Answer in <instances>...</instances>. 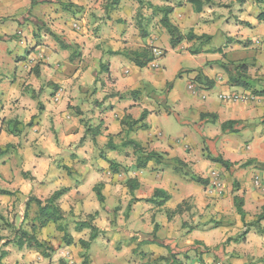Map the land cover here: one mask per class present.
Here are the masks:
<instances>
[{
	"label": "crops",
	"instance_id": "1",
	"mask_svg": "<svg viewBox=\"0 0 264 264\" xmlns=\"http://www.w3.org/2000/svg\"><path fill=\"white\" fill-rule=\"evenodd\" d=\"M36 1L31 4V0H0V147L11 145L9 148L13 150H7L0 157V189L11 192L10 195L0 194V197H22L26 201L29 196H35L43 200L54 191L67 188L58 199L63 211L86 215L96 212L92 224L99 233L97 231V237L90 242V264H140L135 259L136 254H151L156 259L167 255L168 249L175 258L179 253L187 256L188 252L192 253V249H197V241L212 247L207 264H222L225 259H229L230 264H248L252 254L243 256L234 248L237 237L223 248L213 250V247L220 245L227 234L224 229L229 227L230 222L225 219V210H236L235 195L242 197L245 213L250 205L254 208L264 205V181L261 180V175L264 179V169L260 174L254 168L250 170L254 165L239 167L247 159L252 160V164L264 163V136L258 137L246 153L236 143H227L230 139L222 134L217 140L219 155L237 163L227 170L208 159V154L203 156L205 144L202 145L200 139L191 132H185L184 142L181 138L177 139V142L180 140L177 144H163L149 133V119L171 111L195 119H199L201 113H213L219 120V127H209L207 135H204L213 139L220 135L222 122L261 118L255 114L256 111H245L246 105H249L245 101L232 98L243 91L242 88L232 86L225 75H211V70L204 65L211 59L209 55L234 51L235 48H231L234 41L249 37L256 42V32H262V28L264 30V21L257 20L264 6L255 0H234L232 4L228 3L230 18H220L221 7L212 5V2L217 3L219 0H210L200 12L187 0H145V3L143 0H114L112 4H104L106 10L95 4L93 7L97 9L89 12L98 17L88 15L87 19L92 20L91 23L96 20L94 26L99 29V35L90 39V34L85 35V32L78 38L64 36L61 38L63 40H55L37 26L48 24L50 14L51 17H55V14L64 16L51 9L63 0ZM70 2L85 6L89 1ZM141 6L147 12L143 14V22H137L138 28L133 22L135 17L132 10ZM156 7L172 8L169 20L181 33L193 30L196 34H209L212 39L223 41L227 47H217L213 53L214 50L203 49L204 46L194 54L188 50L193 40H184L182 42L185 45L181 42L171 47L165 28L160 23H152L154 15L161 13ZM21 9L27 10V13L19 14ZM214 10L218 12H215L216 17L213 19L214 15L208 14L212 12L207 11ZM17 13L19 27L16 26V29L20 35L17 42L26 48V52L15 55L6 45L7 41H4L9 33L3 27L7 25L6 17H13ZM209 15V20L200 18ZM72 26L79 28L76 22ZM226 41L231 43L226 44ZM162 44L170 46V50L173 49L180 58L190 61V68L185 71L180 67L175 68L171 77L167 78L164 73L166 70H161L157 63L161 57L166 58L169 51ZM65 45L69 47L64 48ZM144 48H151L158 55L153 54L154 59L143 69L124 56V52ZM215 59L219 60L217 57ZM128 63L135 65L133 73ZM198 72L213 83L204 86V79L198 83L195 79ZM106 76L111 80L108 81ZM168 83L170 87L166 95L161 96ZM224 95L228 97L222 98ZM39 103L42 105L40 112L37 109ZM143 111H146L143 122L148 125L147 128L133 131L123 129L121 121L126 116L136 120ZM33 116L32 125L27 126ZM210 120L211 117L206 116L199 123ZM11 121L18 123L16 130L20 132L17 135L11 133ZM262 123L260 128L264 131ZM88 127L97 129L95 133L91 130L86 132ZM161 134L158 133L159 136ZM129 139L141 143L148 150L178 157L194 174L206 179L207 184L195 183L171 168L150 172L154 176L144 174L147 169L135 168V155L131 145L126 143ZM211 143L209 141L206 146L210 148ZM107 160L124 166L127 171L112 173ZM153 164L154 161L149 162L147 168ZM22 172L29 174L32 179L24 177ZM131 177H135L138 182V187L133 191L126 187V181ZM234 180L238 182L235 186L237 190L233 188ZM100 184L103 202H99L94 190ZM259 184L262 186L259 187ZM255 186L259 187L258 191L253 189ZM155 188L163 189L170 195L162 206H156L149 199ZM185 201L189 205L181 209L180 213L168 215V211ZM23 207L24 203L21 205ZM32 213L29 223L34 218L35 210ZM209 213L214 215V219L201 218L200 221L205 224L203 229L214 231L199 233L198 227L193 228L197 226L198 216ZM19 214L18 225L23 218V213ZM111 214L120 215L115 219V215ZM213 220L220 222L215 225ZM155 224L157 230L153 233ZM22 225L28 228L27 222ZM182 225L186 228H182ZM108 230L120 239L116 250L106 242L100 245ZM77 232H80L79 239L88 241L89 229L83 228ZM214 235H217L216 239H213ZM172 239L176 241L172 242ZM259 240L264 245V237H259ZM4 241L0 240L2 243ZM14 246L13 242L5 245L2 251L7 253L0 258L3 264H8L11 257L21 258L23 251H26L25 246H16V249ZM16 251L20 253L19 257L15 255ZM27 251L29 254L34 252ZM62 252L68 254H59L63 263H80L81 259L78 256L75 258L70 250L63 249ZM261 255H264V246ZM33 257L31 254L25 255L26 261L23 262L29 263Z\"/></svg>",
	"mask_w": 264,
	"mask_h": 264
},
{
	"label": "rangeland",
	"instance_id": "2",
	"mask_svg": "<svg viewBox=\"0 0 264 264\" xmlns=\"http://www.w3.org/2000/svg\"><path fill=\"white\" fill-rule=\"evenodd\" d=\"M68 1L70 2V0H63V3H67ZM88 1L89 2L85 6L76 5L70 2V3H67L68 5H70L68 8L66 7L63 8L61 4H58L55 7H51L52 10H56L58 11V13H61L64 16L55 14V17H51V14L49 13L50 15L48 19V24L43 23V25L40 24V26H37V27L39 28V30L49 34L55 40H58V39L63 40L61 38L64 36H72V37L78 38L79 35L82 36L84 35L85 32H86L85 35L90 34V39L91 37H95L96 35H99V32H100L99 29H97V27L94 26V23L96 22V20L91 23L92 20L87 19L88 15L89 16L93 15L96 18L98 17L95 15V13H89V12L92 9H95V8L97 9V7H93V5L95 4L98 5V8L101 7V9L106 10L107 7H104V4L105 3L109 4L111 2H114V0H101V1L100 0H88ZM233 1L234 0H223V1L219 0L217 3L212 2V5L221 7L219 9V11L221 12L219 14L220 18L222 17L230 18L231 15L227 11V8L229 7L228 3L232 4ZM143 2L145 3L146 1L143 0ZM90 3L92 5L90 7H87L88 4ZM237 3H241V2H237ZM132 12H133L132 15L135 17L133 18L134 19L133 22L135 23V26L137 25V27L140 28L137 22L139 23L143 22V14H145V12L147 11L145 10L144 7L141 6L138 9H135V10L133 9ZM154 12L155 10H153V14ZM207 12H212L208 14L214 15L213 16V19H214V17H216L215 12H218V11L214 10V11H207ZM20 13L21 14L27 13V10L21 9L19 14ZM51 13H53V11H51ZM19 14L17 13L13 17L12 16L6 17L7 25L3 27V28H6V32L9 33V37L4 41H7L6 45L10 47V49L12 50V53L15 55L25 54L26 52V48L17 42L18 37L20 35L17 34L16 26L19 27V24L17 23L16 19L19 18ZM86 14L87 16H84ZM161 15H162V12L155 14L154 17L152 18V23L156 22V25L160 23V21L158 20L160 19ZM200 18L202 20H209L210 15L201 16ZM153 19L155 20L153 21ZM74 22L79 24V28L72 26ZM0 23H1V19H0ZM261 31L262 32H256L257 33L256 37H258L256 42L253 41V39L249 37L246 39L234 41L233 45L231 46V48L232 47L235 48L234 51L226 53V54L209 55L211 59L208 60L204 66L208 67L211 70L209 71V73L211 72L210 73L211 75L215 74V76H218V75L227 76L226 71L223 70V68L219 66L218 62L223 61L225 63L230 62L232 64L237 63V62H245L248 65V68H249L248 73L250 76L259 77V78L263 77L264 76V67H262V65L264 66V30L263 28L261 29ZM50 32L54 33L56 37L52 36ZM56 32H58L60 35L57 34ZM227 43H231V42L226 41V44ZM161 46L169 50L166 54V58L161 57L157 61V63L159 64V68L161 70H166L164 71V73L167 78L171 77L175 68L180 67L184 71L190 68V65H192V63L186 59L180 58L176 53H174L173 49L170 50L172 47L171 45H170L171 47L167 46L166 44H162ZM221 46L224 48L227 47L223 45V41H219L217 38H213L208 43L200 45V46H198L197 43L193 42L192 45L189 46L188 50L191 53V50L193 49L195 50L198 49L199 51H201V49L204 47L203 49H206V50L212 49L214 50L213 53H215V51L217 50V47H219L220 49ZM72 48L73 49L76 48L74 44H72ZM216 57L219 58V60L215 59ZM128 66L131 68V73H133L136 70L134 64L128 63ZM138 68L143 69L145 67H138ZM106 78L108 81L111 80V78H108L107 76ZM203 85L209 86V84L206 82H203ZM168 86H169V83L166 85L165 89H167ZM166 91L167 90H165L164 93L161 94V96L166 95ZM215 91L216 90H214V92ZM31 95L34 98V94L31 93ZM232 98L234 100L238 99L240 100V102L245 101L246 104H249V105H246L245 111H250V110H252L253 112L256 111L255 114H257V116H261V118H264V97L262 99L257 98V97L252 96L250 92L241 91L233 95ZM37 109H38V106H37ZM159 116L161 117L154 116L149 119V126H150L149 133L150 134H154L158 138V140H160L163 144L167 145L168 143L177 144L180 141L178 140L177 142V139H181V138H183L182 140L184 142L185 132H191L200 139V141L202 142V145L205 144L204 150H202L204 152L203 156H207L206 154L208 155L210 154V156L219 155L218 149H217V140L222 134L226 135V137L230 139L229 141H227V143H231V144L236 143V145L239 148L244 149L246 153L250 151V150H247L248 147L253 146V142L258 137L264 136V131H261V128H260L261 125L263 124L262 123L263 121L260 120L261 119L260 117L257 118L256 120H252V119L251 120H241L242 121L241 124L243 125V127L239 128L237 131L222 132L221 129L219 128L221 131L220 135L217 136V138L214 137L213 139H211L209 136L204 137L203 134L207 135L206 130H208V128L211 126H214V128L219 127V120L206 121V123L200 124L198 118L195 119L192 116H187L184 113L181 114L177 111H174V112L171 111L169 114H166V115L161 114ZM1 119L2 118L0 117V121ZM32 123L33 121L31 122L30 125H32ZM158 133H162V134L159 136ZM209 141L212 142L210 144V148L206 146L208 145ZM8 150L13 151L12 148H9ZM211 150L214 151L213 154L211 153ZM246 161H242L239 167L243 168V167H247L250 165H254L250 167V170L254 168L256 169V171H260V174H261L262 169H264V163L252 164L253 163L252 162L251 164L248 165V164H245ZM167 168L168 167H165L162 164L157 165L154 163L153 165H150L148 168H146L149 172L146 171L144 174H149V175L154 176V173H150V172L167 169ZM183 172L185 171L184 170L179 171V173L182 176H187L186 173H183ZM22 175L26 178L28 177L29 179H32V177L28 176L29 174L27 175L24 172H22ZM261 180L264 181L262 175H261ZM234 181L238 185V182L236 180ZM235 186L236 185H233V188H235L234 190H237ZM261 186L262 185L259 184V187ZM259 187L255 186L253 189L255 191H258ZM44 200L45 199L41 201H44ZM24 201L25 199L22 197L20 198L0 197V236H2L4 240H8L7 242H9L10 238L12 237L13 228L18 226V222L20 219V217L18 216H20L19 212L21 214L23 213L24 207L22 209L21 205L24 203ZM188 205H189V202H186V201L183 202L181 205V209H184ZM31 207H32V210L29 211L30 216L33 215L32 212L33 210L36 209L35 205H32ZM225 211L227 213L225 219L227 220V222H230L229 227H227V229H224V232L227 234L224 236V241L220 245L213 247V250H218L220 248H223L225 244L227 243L229 244L231 240L237 237L238 240L234 242L235 243L234 248L243 256L249 253L252 254L250 258V262L248 264H264V255L263 256L261 255L262 247L264 245H263V242L259 240V237L260 238L264 237V226L261 225V224H264V219L259 222L258 226L252 225L253 223L255 224L257 222L256 218H257V215L261 212V208H259L258 206L254 208L250 205L247 208V211L243 219L240 217L238 212L234 209L232 210L230 208V210L227 209ZM65 213H66V217L60 221V224L65 228L64 231H60L56 227V225L53 223H49L48 225L44 226L42 229L40 228L36 231V236L40 241L44 242L45 247H46L45 250L48 254H50V259L44 258L43 256L40 255L39 251L34 250V252L33 251L30 252V254L34 256L33 260L29 262L30 264H62V263H59L61 261L59 258V254L68 255L67 253L62 252L63 249L70 250L71 254H73L75 258L78 256L81 259L79 264H83L82 263L83 257L86 258L87 262L90 264V260H89L90 243H88L87 246H82L79 242L80 232H77L76 228H74V223L76 222L77 219L82 220V219H89V218H87L86 214H81V213L76 214L73 211H66ZM113 215H115V219H116L117 215H120V214H111V216ZM198 217L199 218L197 221V226L193 228L198 227V230L200 231L199 233L203 232L204 234L211 233L212 231H214L213 229H203L205 224H203L200 221L201 218H204L207 220L208 218L214 219L213 214H210V213L207 215L202 214V215H199ZM216 218H217L216 220H218V217ZM94 219H95V216L92 217V220ZM216 220H213L215 225L220 222ZM193 223L194 221H192V224ZM210 223H212V221H210ZM188 227L189 225L187 226V228ZM182 228H186V227L182 225ZM156 230L157 228L153 230V233L156 232ZM98 233H99V230H98ZM105 233L107 236L106 237L104 236L102 238V240L100 241L101 242L100 245L105 244L106 242L107 244L113 246V249L116 250L115 246H117L116 244L117 242H119L120 239L115 234H111L109 230L105 231ZM64 234H66V236L69 235L72 237V243L70 245H67L65 243L66 241L65 239L67 237H63ZM216 238H217V235H214L213 239H216ZM171 241L173 242L176 240L172 239ZM195 245H199V246H197V249H192V253L188 252L187 256L184 253L183 254L179 253L178 257L173 259L174 254L170 253L171 252L170 249H168L169 252L167 253V255H164V256L167 258L170 264L172 263L173 264H196V263L197 264L198 263L207 264L208 263L207 256H209L210 253H212V247H207L200 241L195 242ZM4 247L5 245L2 242H0V253L2 252V250H4ZM13 248L16 249V246H14ZM24 250L26 251H23L24 254L21 258L11 257V260L8 262V264H29V263L23 262V260L26 261L25 255H30L26 247ZM165 250H167V247H165ZM19 254H20L19 252L17 251L15 252V255L18 257L20 256ZM136 255L137 256L135 257V259H138L140 264H143L146 261L151 262V264H163V262H159V260L155 262L151 254H144V255L136 254ZM145 257H147L148 260ZM0 264H3V263L0 261ZM222 264H230L229 259H225Z\"/></svg>",
	"mask_w": 264,
	"mask_h": 264
},
{
	"label": "trees",
	"instance_id": "3",
	"mask_svg": "<svg viewBox=\"0 0 264 264\" xmlns=\"http://www.w3.org/2000/svg\"><path fill=\"white\" fill-rule=\"evenodd\" d=\"M61 1V0H60ZM189 3H191L195 10L197 12H200L203 8V6L210 2V0H187ZM36 0H31V4L36 3ZM256 3L262 4L264 6V0H255ZM61 5L66 8H68L70 5L67 3L61 2ZM156 9L161 10L162 16L160 18L161 25L165 28L167 34L169 35V42L172 47H175L177 44L181 43L184 40L187 41H194V43H197L198 46L208 43L212 36L209 34H196L193 32V30L188 31L186 34H183L180 32L178 27L174 25L169 20V13L172 11L171 7H163ZM258 21H264V8L258 13L257 15ZM52 36L56 37L54 33L50 32ZM69 45H65L64 48H68ZM199 52L198 49L191 50V53H197ZM124 56H126L129 60H131L137 67H145L154 59L152 49L151 48H144L141 50H132L124 52ZM219 66L223 68V70L227 73V79L229 83H231L232 86L240 87L245 92H250L252 96L254 97H264V76L263 77H252L249 75V68L247 63L245 62H237V63H225L223 61L218 62ZM195 79L198 83H202L203 79L206 80V83L212 84L213 81L208 79L206 76L202 75L200 72H198L195 76ZM169 86L166 90H168ZM38 110H42V105L38 104ZM146 115V111H143L141 116L134 120L131 119V117L126 116L122 121L121 125L123 126V129L127 131H133L137 128H147L148 125L143 122ZM209 116L211 117L210 121L216 120L215 114H200L199 120L201 121L204 117ZM34 119V116L31 118V122ZM31 122H29L27 125L30 126ZM241 120H227L225 122H222L220 124V128L222 132H231V131H237L239 128H242L243 125L241 124ZM264 122V120H263ZM12 130L11 133H14L17 135L20 130H16V125L18 123H15L11 121ZM97 127L92 128L88 127L86 129V132L91 130L95 133V130ZM203 134V133H202ZM95 135V134H94ZM204 136V134H203ZM205 137V136H204ZM127 144L131 145L133 153L135 155V168L137 169H146L149 162L154 161L155 164L159 165L162 164L165 167L171 168L173 171H185L183 173H186V175L189 177L191 181H194L200 185L207 184V180L204 178H201L200 176H197L194 174L188 167V165L183 162L178 157L169 156L167 153H159L153 150H148L146 146H143L141 143L129 139ZM11 147V145H6L4 147H0V157L3 156L8 148ZM109 147L110 146V139H109ZM208 159H210L213 162L219 163L221 166H223L225 169L229 170V168L237 164L236 162H230L229 160L224 159L220 155L215 156H207ZM109 163V170L112 173H122L126 172L127 168L124 166H121L120 164L112 161L107 160ZM252 160H247L245 164H251ZM233 185H237L235 181H233ZM126 186L129 191H133L138 187V182L135 177L128 178L126 181ZM67 188H62L60 190L54 191L48 198H46L44 201H41L40 199L36 198L35 196H29L26 201L24 202V212H23V218L20 225L13 228L12 237L8 240H5L3 242L4 245H7L11 242H13L18 248L26 247L28 250H37L40 252V255L44 258L50 259V254L46 252V247L44 242L40 241L36 236V231L44 226H46L48 223H53L56 225V227L60 231H64L65 228L60 224V221L63 220L66 217L65 211L59 206L58 199L67 191ZM97 199L99 202H103V195L101 193V184L96 185L94 187ZM0 194L10 195L11 192L8 190L0 189ZM170 198V195L160 188H155L152 196L149 198L151 201H154L156 206H162L168 199ZM234 206L236 208V211L240 215V217L243 219L245 216V211L243 209V199L242 197H239L238 195L234 196ZM35 205V214L34 218L32 219V222H30L29 217V211L31 209V206ZM181 205H177V207L173 210L168 211V215L170 214H177L181 211ZM96 215V212L94 214H88L87 218L85 220H79L75 223V228L77 231L82 230L83 228L89 229V240L85 241L82 239H79V242L82 246H87L88 243L93 241L97 237V227L92 224V217ZM91 218V220H90ZM264 219V205L261 207V212L257 215L256 223L252 225H257L261 220ZM36 221V222H35ZM27 222L28 228L24 227L23 224ZM157 228V225L155 224L154 230ZM63 237H67L65 240V243L67 245H70L72 243V237L64 234ZM155 237V234H154ZM4 238L0 236V240H3ZM6 251H2L0 254V258L2 259L6 255ZM175 259V257H173ZM159 260V262H163V264H170L165 256H159L158 258L154 259L156 262ZM166 260V261H165ZM59 263L65 264L62 261ZM83 264H89L86 260V258L83 257L82 260ZM109 264V263H104ZM143 264H151V262H145ZM173 264V263H172Z\"/></svg>",
	"mask_w": 264,
	"mask_h": 264
},
{
	"label": "built area",
	"instance_id": "4",
	"mask_svg": "<svg viewBox=\"0 0 264 264\" xmlns=\"http://www.w3.org/2000/svg\"><path fill=\"white\" fill-rule=\"evenodd\" d=\"M152 53H153L154 55H158V54H156V51H155V50L152 51ZM225 97H228V96H226V95L222 96V98H225ZM257 184H258V182H257Z\"/></svg>",
	"mask_w": 264,
	"mask_h": 264
}]
</instances>
